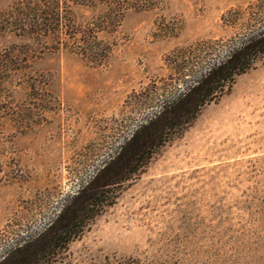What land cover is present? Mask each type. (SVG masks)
I'll use <instances>...</instances> for the list:
<instances>
[{
	"label": "rangeland",
	"instance_id": "374dc122",
	"mask_svg": "<svg viewBox=\"0 0 264 264\" xmlns=\"http://www.w3.org/2000/svg\"><path fill=\"white\" fill-rule=\"evenodd\" d=\"M21 1L0 0V28ZM257 1L150 0L151 9H129L97 34L112 46L101 66L68 50L64 37L25 43L0 31V51L31 50L11 63L21 69L0 79V259L155 112L151 105L176 78L168 56L239 35L243 21L232 25L224 14ZM64 5L75 26L101 15ZM141 166L106 188L100 213L55 264H264V58Z\"/></svg>",
	"mask_w": 264,
	"mask_h": 264
},
{
	"label": "trees",
	"instance_id": "16d2710c",
	"mask_svg": "<svg viewBox=\"0 0 264 264\" xmlns=\"http://www.w3.org/2000/svg\"><path fill=\"white\" fill-rule=\"evenodd\" d=\"M73 1L100 10L96 22L89 26L72 24V11L64 4ZM150 0H23L5 12L6 23L0 31H13L25 43L34 38L64 37L68 50L82 55L96 66L107 63L112 46L97 35L117 27L129 10L151 9ZM232 25L242 20L244 31L222 41L198 42L194 48H180L167 58L176 75L173 88L160 93L156 108L132 133L131 137L101 169L76 192L67 196L51 220L41 229L17 239L4 251L0 264H55L68 251L71 241L79 237L106 203L107 187L123 182L126 175L137 172L156 148L181 131L198 114L201 107L228 91L237 76L250 70L264 58V0L248 9L230 10L223 16ZM1 25V24H0ZM14 29V30H13ZM27 45V44H26ZM25 50L0 51V79L21 68L14 64L29 55ZM11 63H14L11 65ZM186 83V88L180 85ZM134 99L138 98L134 94ZM152 104V103H151ZM109 264H147L128 258Z\"/></svg>",
	"mask_w": 264,
	"mask_h": 264
}]
</instances>
